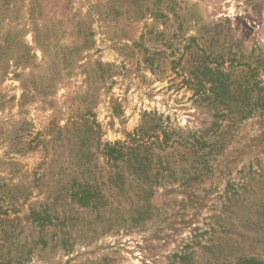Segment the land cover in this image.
<instances>
[{"label": "rangeland", "instance_id": "374dc122", "mask_svg": "<svg viewBox=\"0 0 264 264\" xmlns=\"http://www.w3.org/2000/svg\"><path fill=\"white\" fill-rule=\"evenodd\" d=\"M0 264H264V0H0Z\"/></svg>", "mask_w": 264, "mask_h": 264}, {"label": "trees", "instance_id": "16d2710c", "mask_svg": "<svg viewBox=\"0 0 264 264\" xmlns=\"http://www.w3.org/2000/svg\"><path fill=\"white\" fill-rule=\"evenodd\" d=\"M219 85H220V86H222V84H221V83H220ZM216 96H217V95H216ZM111 153H113V151H112Z\"/></svg>", "mask_w": 264, "mask_h": 264}]
</instances>
